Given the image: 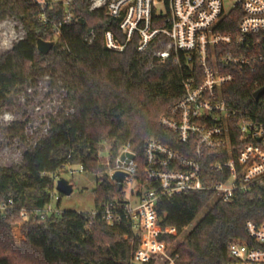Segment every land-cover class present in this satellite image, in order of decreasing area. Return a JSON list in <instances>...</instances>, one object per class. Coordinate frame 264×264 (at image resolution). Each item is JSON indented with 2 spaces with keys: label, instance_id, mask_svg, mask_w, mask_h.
I'll list each match as a JSON object with an SVG mask.
<instances>
[{
  "label": "trees",
  "instance_id": "trees-1",
  "mask_svg": "<svg viewBox=\"0 0 264 264\" xmlns=\"http://www.w3.org/2000/svg\"><path fill=\"white\" fill-rule=\"evenodd\" d=\"M45 1L48 7L42 9L27 0H0V11L20 19L26 31L24 39L0 56V115L3 109L18 107L17 93L36 83L37 76L48 73L52 86L66 90L61 108L48 116L47 133L23 153L20 162L0 165V202L13 201L12 212L0 219V264H130L137 248L125 238L130 224L110 226L100 214L91 222L89 213L72 210L44 219L30 215L23 223L20 248L14 246L11 229L19 222L22 208L33 211L51 202L55 180L69 164L103 174L94 190L98 209L107 193L116 190L106 174L109 166L100 157L105 144L110 166L121 148L130 144L141 170L148 140L155 138L181 150L176 136L160 125V118L182 97L189 70L171 59L159 61L150 46L138 50L140 35L128 40L120 20L110 17L106 9L90 11L89 0H72L76 5L68 23L60 1ZM242 17L237 4L223 17L219 31L235 34ZM56 26H60L57 38ZM106 31L124 46L122 50L107 47ZM39 39L55 42L48 54L39 52ZM233 73L234 79L222 88L223 98L233 109L264 122V95L254 98L264 86V64ZM25 127V122H14L0 130L24 140ZM230 133L237 142L235 125ZM214 159L207 160V168ZM156 208L162 227L178 229L169 240L184 235L176 241L179 256L173 264H224L229 243L246 236V222L264 221V184L257 186L254 195L237 193L231 202L220 200L213 191H187L160 199Z\"/></svg>",
  "mask_w": 264,
  "mask_h": 264
},
{
  "label": "built area",
  "instance_id": "built-area-1",
  "mask_svg": "<svg viewBox=\"0 0 264 264\" xmlns=\"http://www.w3.org/2000/svg\"><path fill=\"white\" fill-rule=\"evenodd\" d=\"M27 1L42 9L48 7L45 0ZM57 1L62 3L64 22L68 23L76 4L72 0ZM89 3L90 11L106 9L110 17L120 20L128 40L138 33V50L150 46V53L159 61L171 59L189 70L182 97L160 118V125L176 136L181 150L152 138L145 143L141 170L137 152L130 144L122 147L113 165L105 163L116 190L108 192L107 199L88 217L91 222L100 214L110 226L130 224L125 238L129 244H137L130 264H173L179 256L176 241L182 233L169 240L178 229L162 227L156 208L160 199L209 190L220 200L231 202L237 193L254 195L257 186L264 184V122L233 109L222 96L223 86L234 79V69L254 70L264 64V0H236L243 17L235 34L219 31L223 17L235 6L227 9L225 0ZM163 6L165 13L160 11ZM12 17L0 20V45L11 43L21 22ZM54 31L59 37L60 26ZM105 43L114 50L124 47L115 42L110 31L105 32ZM12 118L4 114L6 122ZM233 125L237 132L235 143L230 133ZM208 153L213 155L208 157ZM212 158L215 159L207 168V160ZM118 172L125 174L121 181L113 178ZM12 209L11 199L1 201L0 219H6ZM61 212L50 202L33 211L22 208L20 216L25 220L30 215L44 219ZM245 228V237L229 243L228 261L224 264H264V221L249 220Z\"/></svg>",
  "mask_w": 264,
  "mask_h": 264
},
{
  "label": "rangeland",
  "instance_id": "rangeland-1",
  "mask_svg": "<svg viewBox=\"0 0 264 264\" xmlns=\"http://www.w3.org/2000/svg\"><path fill=\"white\" fill-rule=\"evenodd\" d=\"M227 9L236 4V0H225ZM162 13L166 12L163 7ZM13 19L10 14L0 11V20ZM15 20V19H14ZM14 37L8 45H0V56L10 50L12 46L26 36V31L21 22L16 26ZM32 83L21 88L17 93L18 107L13 110L3 109L0 115V126L4 129L14 122H25V139L13 138L3 130H0V165L9 166L21 161L23 153L34 146L36 142L47 133L48 116L54 115L61 108V103L66 95L64 88L58 89L51 84L50 74H44L35 78ZM9 113L13 118L6 122L4 114ZM103 163L108 161V145H103L100 151ZM108 172V171H107ZM109 173V172H108ZM108 173H106L108 175ZM103 174L95 175L82 170L78 164H69L55 180V188L52 193L51 206L61 211L72 210L77 212L92 213L97 210L95 188ZM63 178L73 185L70 195L59 193L56 188L57 181ZM208 207L203 209L194 221L185 228V233L195 225L204 215ZM25 219L20 216L19 222L13 225L12 237L15 247H22L24 241L23 223ZM184 236V235H182Z\"/></svg>",
  "mask_w": 264,
  "mask_h": 264
},
{
  "label": "water",
  "instance_id": "water-1",
  "mask_svg": "<svg viewBox=\"0 0 264 264\" xmlns=\"http://www.w3.org/2000/svg\"><path fill=\"white\" fill-rule=\"evenodd\" d=\"M54 45H55V42L46 41L44 39H39L37 42V47H38L39 52L44 55L48 54L52 50ZM263 95H264V86L259 88L258 91L254 93V98L255 100H259ZM133 156L134 155H131V157ZM124 176H125L124 173L118 172L113 175V178L121 181L123 180ZM56 188L59 191V193L64 194V195H70L73 191V185L63 178H60L57 181Z\"/></svg>",
  "mask_w": 264,
  "mask_h": 264
}]
</instances>
